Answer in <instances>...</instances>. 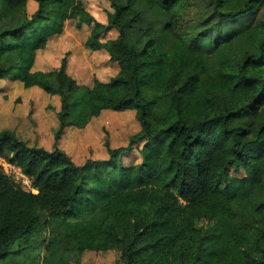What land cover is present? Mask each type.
Segmentation results:
<instances>
[{"label":"trees","instance_id":"obj_1","mask_svg":"<svg viewBox=\"0 0 264 264\" xmlns=\"http://www.w3.org/2000/svg\"><path fill=\"white\" fill-rule=\"evenodd\" d=\"M28 1L0 0V78L59 94L61 107L51 150L0 126V156L32 186L0 164V260L47 227L49 250L63 240L80 252L115 248L120 264H264V17L251 18L264 0H209L200 21L193 0H161L164 34L143 30L142 48L128 28L155 0H110L119 35L106 41L85 0H37L31 17ZM78 17L95 24L87 44L119 64L107 82H78L66 58L34 69L38 51ZM238 18L246 24L206 40ZM165 37L171 48L160 50ZM105 110H134L140 129L127 145L106 138L107 158L77 163L58 141ZM139 143L141 160L123 165Z\"/></svg>","mask_w":264,"mask_h":264},{"label":"rangeland","instance_id":"obj_2","mask_svg":"<svg viewBox=\"0 0 264 264\" xmlns=\"http://www.w3.org/2000/svg\"><path fill=\"white\" fill-rule=\"evenodd\" d=\"M160 1L155 0L152 8L144 2L141 6L142 18L128 28V37L138 48H142L150 39V32L147 37H141L142 31L148 27H155L157 32L164 34L167 14ZM192 2L194 14L199 21L211 15L209 0ZM37 8L38 1L29 0L25 15L31 17ZM84 8L95 21L107 26L101 33L102 41L119 35V29L111 26L109 22V11L112 10L110 0H85ZM19 15L23 18L24 11ZM262 16L264 17V1L251 18ZM245 20L238 18L227 21L210 32L206 40L232 27L246 24ZM94 29V23H87L81 17L67 20L64 31L51 36L47 47L38 51V65L35 69H57L66 58V71L78 82L93 85L95 78L109 81L118 73L120 67L118 62L110 59L105 50H93L87 44ZM166 39L167 37L163 38L159 43L160 50L171 48ZM60 107L59 94H50L37 86L26 88L20 80L0 78V126L16 130L18 135L31 145L44 146L50 150L55 147ZM140 127L134 110H105L84 128L67 126L58 146L66 150L77 163H84L88 158L105 159L109 156L105 145L106 138H109L112 146L127 145L130 135ZM141 146L142 143H139L132 151L121 156L123 165H131L141 160ZM0 164L26 188H32L29 178L19 167L9 162L7 157L0 156ZM40 213L46 218L44 211ZM49 240V230L47 227H41L34 234L13 245L11 252L0 260V264H120L121 252L118 249L80 252L71 241L63 240L61 243H54L49 250Z\"/></svg>","mask_w":264,"mask_h":264},{"label":"crops","instance_id":"obj_3","mask_svg":"<svg viewBox=\"0 0 264 264\" xmlns=\"http://www.w3.org/2000/svg\"><path fill=\"white\" fill-rule=\"evenodd\" d=\"M38 65V56H37V60H36V63H35V66H34V69L35 67ZM36 70V69H35Z\"/></svg>","mask_w":264,"mask_h":264}]
</instances>
